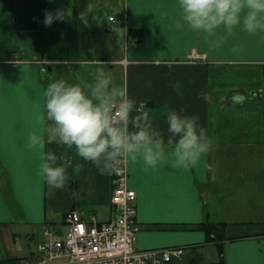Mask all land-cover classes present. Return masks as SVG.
I'll return each mask as SVG.
<instances>
[{"label":"crops","instance_id":"1","mask_svg":"<svg viewBox=\"0 0 264 264\" xmlns=\"http://www.w3.org/2000/svg\"><path fill=\"white\" fill-rule=\"evenodd\" d=\"M58 8L66 18L46 27L45 11ZM20 11L28 21L23 30L12 21L11 0L0 11L11 17L2 37L25 38L23 52L0 58V262L33 257L45 228L58 234L68 212L101 222L115 217L114 171L101 174L74 148L48 144L70 177L66 188L52 189L28 146L29 133L42 129L51 82L86 88L106 75L145 107L165 141L170 111L198 117L212 141L188 171L170 162L154 170L127 160L141 225L137 248L182 246L185 254L175 264L187 262L188 252L215 263L217 245L194 227L226 223V264H264V33L238 28L210 49L203 34L184 24L178 0H25ZM210 245L217 252L212 261L206 259Z\"/></svg>","mask_w":264,"mask_h":264},{"label":"clouds","instance_id":"2","mask_svg":"<svg viewBox=\"0 0 264 264\" xmlns=\"http://www.w3.org/2000/svg\"><path fill=\"white\" fill-rule=\"evenodd\" d=\"M178 8L184 24L194 33L203 34L210 49L219 48L238 28L250 36L264 33V0H178ZM44 17L45 26L50 27L54 21L64 20L66 12L46 10ZM182 26L177 23L178 28ZM232 51L237 53L239 49L234 47ZM44 97L39 117L42 129L29 133L28 146L38 154V175L52 189L66 188L70 177L66 167L58 163L62 158L47 149L48 144L74 148L79 158L101 174L116 171L123 160L140 161L154 170L170 162L188 171L212 147L199 118L176 111L167 114L169 137L165 141L144 106L106 75H97L86 88L64 79L54 80ZM203 98L211 102L209 94Z\"/></svg>","mask_w":264,"mask_h":264},{"label":"built area","instance_id":"3","mask_svg":"<svg viewBox=\"0 0 264 264\" xmlns=\"http://www.w3.org/2000/svg\"><path fill=\"white\" fill-rule=\"evenodd\" d=\"M114 176L112 220L101 222L95 215L86 219L79 211L68 212L62 227L64 236L45 228L35 255L17 264H172L180 260L186 251L182 246L137 248L141 225L137 194L129 187L127 160L117 165Z\"/></svg>","mask_w":264,"mask_h":264},{"label":"rangeland","instance_id":"4","mask_svg":"<svg viewBox=\"0 0 264 264\" xmlns=\"http://www.w3.org/2000/svg\"><path fill=\"white\" fill-rule=\"evenodd\" d=\"M8 1L9 0H0V11L2 12L3 9H7L8 8ZM11 2L14 5V17L12 18L13 23H15V19L17 18L19 20V22L15 23L14 25L18 28V30H23L25 29V20L27 21V15H25V11H20L21 8H23L24 6V2L25 0H11ZM41 6V4H39ZM43 6V5H42ZM8 11V10H7ZM6 11V13H7ZM26 16V17H25ZM10 16L8 15H2L0 16V22L2 23V25L0 24V30L2 31L4 28H6L5 24L10 20ZM25 19V20H24ZM2 21H4L5 23H3ZM28 23V21H27ZM0 31V32H1ZM25 42V38L24 36L22 37H15L13 35H9L8 33L4 32V36L2 37V35L0 34V58H13V56L15 55L16 52H23L22 50L24 49L23 45ZM145 109V107H144ZM54 232V231H53ZM65 233V228L61 229L60 232H58V235L60 236H64ZM217 252L214 246L210 245L209 248L206 251V259L209 261H212V259H217V258H213L214 256L216 257ZM193 257V253L189 254L186 256V261L180 263V264H187L188 262V258L189 257Z\"/></svg>","mask_w":264,"mask_h":264},{"label":"trees","instance_id":"5","mask_svg":"<svg viewBox=\"0 0 264 264\" xmlns=\"http://www.w3.org/2000/svg\"><path fill=\"white\" fill-rule=\"evenodd\" d=\"M130 34L133 36H137L138 32L130 30ZM194 228L203 230L207 234L208 243H215L217 245L220 252V260L215 263H205L201 254L196 253L193 255L192 260L188 264H226L224 245L225 242L228 240L226 235L227 224L207 222V223L198 224ZM22 260L24 259L4 261V262H0V264H17ZM172 264H175V262Z\"/></svg>","mask_w":264,"mask_h":264}]
</instances>
